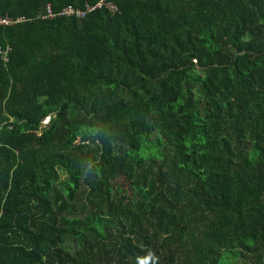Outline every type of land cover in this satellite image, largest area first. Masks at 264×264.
I'll return each mask as SVG.
<instances>
[{"label":"trees","instance_id":"obj_1","mask_svg":"<svg viewBox=\"0 0 264 264\" xmlns=\"http://www.w3.org/2000/svg\"><path fill=\"white\" fill-rule=\"evenodd\" d=\"M108 1L0 0V264H264V0Z\"/></svg>","mask_w":264,"mask_h":264},{"label":"built area","instance_id":"obj_2","mask_svg":"<svg viewBox=\"0 0 264 264\" xmlns=\"http://www.w3.org/2000/svg\"><path fill=\"white\" fill-rule=\"evenodd\" d=\"M104 7L107 9L111 14L118 13L117 7L111 3H109L108 0H98V3L94 6H86L84 9H79L73 6H68L65 8L61 13L57 14L58 16H67V17H77V18H83L85 17L89 12H92L93 10L97 8H102ZM56 14H53L51 9H47L46 11V16L49 18H54ZM21 22L20 19H17L15 21L9 19V18H0V26H8V25H13L16 23ZM0 54L2 58L6 61L7 57V50H1L0 49Z\"/></svg>","mask_w":264,"mask_h":264},{"label":"rangeland","instance_id":"obj_3","mask_svg":"<svg viewBox=\"0 0 264 264\" xmlns=\"http://www.w3.org/2000/svg\"><path fill=\"white\" fill-rule=\"evenodd\" d=\"M62 178H65V176H62Z\"/></svg>","mask_w":264,"mask_h":264}]
</instances>
